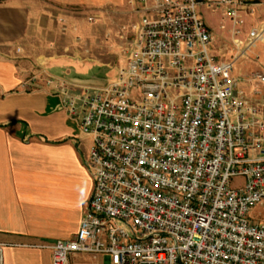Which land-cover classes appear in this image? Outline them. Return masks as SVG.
<instances>
[{
  "label": "built area",
  "instance_id": "2783aa9c",
  "mask_svg": "<svg viewBox=\"0 0 264 264\" xmlns=\"http://www.w3.org/2000/svg\"><path fill=\"white\" fill-rule=\"evenodd\" d=\"M128 1L140 20L113 80L44 77L92 141L86 212L72 239L48 247L51 264L77 253L108 264H264V225L249 219L264 201V104L232 76L264 29L235 39L239 50L223 63L197 0ZM228 16L241 24L237 8ZM246 81L264 84V73Z\"/></svg>",
  "mask_w": 264,
  "mask_h": 264
},
{
  "label": "crops",
  "instance_id": "0c3cea01",
  "mask_svg": "<svg viewBox=\"0 0 264 264\" xmlns=\"http://www.w3.org/2000/svg\"><path fill=\"white\" fill-rule=\"evenodd\" d=\"M197 1L199 11L203 0ZM109 3L112 0H0L2 264H51L48 247L72 239L86 212L93 182L85 161L92 141L80 133L78 120L68 116L44 77L60 67L56 61L74 60L56 54L69 48L56 43L60 23L70 24L78 11L108 14ZM201 17L213 35L211 52L219 62L231 61L222 60V54L229 44L234 46L235 38L222 31L216 19H207L204 9ZM240 35L247 38V33ZM235 53L234 48L228 55ZM259 66L246 58L232 71L238 89L253 105L264 104V89L256 97L246 81ZM249 219L264 225V201L250 211ZM68 264H108V258L77 253Z\"/></svg>",
  "mask_w": 264,
  "mask_h": 264
},
{
  "label": "rangeland",
  "instance_id": "374dc122",
  "mask_svg": "<svg viewBox=\"0 0 264 264\" xmlns=\"http://www.w3.org/2000/svg\"><path fill=\"white\" fill-rule=\"evenodd\" d=\"M232 1L233 4L220 6L216 4L215 0L201 2L207 19L212 21L216 19L218 27L220 26L222 31L225 30L232 37L233 32L248 34L251 30L264 29V0ZM107 8L108 14L105 15H97L98 10L91 13L78 11L79 15L75 16L70 24L60 23L62 24L61 37L56 39V43L67 44L69 48L67 51L65 50L66 52L59 51L56 54L67 55L74 60L60 59L56 61L60 67L50 72L53 77L92 87H102L107 81L116 77L117 69L125 62V50L133 39L134 28L139 23L140 13L137 3L132 1L130 4L128 0H112V3L107 4ZM232 8H237V14L241 21V24L236 27L232 26L228 16V12ZM203 9L198 11L199 14H203ZM240 36L238 37L240 38ZM238 37L233 38L237 39ZM238 40L243 43L246 41L241 38ZM234 48L239 50L229 44L228 49H224L222 54H226L227 57H223L222 60L232 59L236 53L233 56L228 53ZM263 50L264 39L247 52L244 58H247V62L253 59L258 66L261 65L258 68L254 67L256 71L248 75L247 79L256 73H264V59L260 58V53ZM244 59L241 58L237 61L234 67H239ZM249 84L252 87V93L259 97L261 89H264V84L255 82ZM240 182V180L233 181L232 187H236Z\"/></svg>",
  "mask_w": 264,
  "mask_h": 264
}]
</instances>
